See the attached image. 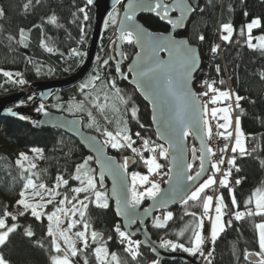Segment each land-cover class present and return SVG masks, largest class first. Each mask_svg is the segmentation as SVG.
Listing matches in <instances>:
<instances>
[{"label":"trees","instance_id":"16d2710c","mask_svg":"<svg viewBox=\"0 0 264 264\" xmlns=\"http://www.w3.org/2000/svg\"><path fill=\"white\" fill-rule=\"evenodd\" d=\"M188 1L196 8V11L191 14L184 31L177 37L186 38L191 45L198 48L201 67L208 70L210 82H214L217 89L224 91L230 87L235 95L242 97L240 107L236 108V117L240 118L241 129L246 136L244 144L248 152L245 156H241L239 151L232 154V157H235L234 168L235 170L239 168V171L235 176L231 174L230 177L234 182L237 179L241 180L239 185L235 184L232 187L239 207L232 208L228 188L224 187L222 196L227 205L223 218L226 222L225 229L216 242L209 246V251H212L209 259L212 264H248L244 259V253L245 251H258L257 233L254 226L256 223L264 222V218L246 216L236 221L233 214L235 211H246L245 200L256 188H264V79H261V73H264V51L250 49L247 46L245 28V25L252 19H259L261 27L253 29L252 36L255 38L264 35V0ZM26 2L27 0H0V9L5 13L3 18H0V85H3L9 95L15 94L16 86L5 84L9 78L3 76L4 71L12 73L13 76L16 73L23 74L29 83L62 80L76 73L82 65H80L81 58L87 53L93 26L94 11L88 6L86 0H39V3L33 0L32 6L25 11L23 5ZM82 7L85 8L89 17L87 21L83 20L84 13L79 12ZM53 14L57 17V25L47 22L48 17ZM139 21L153 32H167L168 30V27L162 25L154 16H141ZM226 23L233 26V36L227 42L222 39L219 42L216 36L218 26ZM81 26L84 28L83 36ZM20 29L25 30V44L19 43ZM242 29L243 35H241ZM201 35L204 36L203 41L199 40ZM116 38L115 27L103 32L100 42L105 47L104 60L108 59L109 64L103 67L104 74L101 80L96 82V88L84 92L82 96L85 94L89 97L95 96L108 89L104 87L108 81L114 80L116 86L126 96L129 106L137 108V119H133L129 111L123 109L119 120L122 126L124 122H127L128 134L135 141L133 147L142 145L143 139L159 143L151 126L148 107L132 88L115 77L109 48ZM42 40L53 48L52 52L41 46ZM218 42L221 45L223 56L221 59L218 57L210 62L209 54ZM74 49L83 55H73ZM115 50L114 47L113 56L116 58ZM121 52L127 57L122 60L121 64L122 71H125L127 63L135 52L132 45L124 43ZM217 66L220 69L219 73H217ZM41 68L43 71L48 70V77L38 76L37 72ZM221 80L223 84L220 83ZM72 94L71 90L62 91L64 104L48 110L52 113L80 118L85 132L102 139L100 131L105 128L103 119L92 114L95 124L89 127L86 106L85 110L78 114L68 113L66 100ZM3 95L0 94V98ZM227 102H222V106L227 105ZM108 123L106 129L112 126L110 121ZM141 124L144 127H141ZM97 126L100 128L99 132L96 130ZM137 133L140 135L137 136ZM0 138L7 145L0 147V216L3 215L5 206L9 213L16 206L19 192L23 190L26 182L24 172L16 161L21 153H29L32 149H40L42 152V160L34 170L39 176L38 183H45L51 187L56 183L57 176H63L69 180V185L67 188H61V193H66L71 197L70 188L76 183L71 180V175L76 165L89 156L76 141L57 130L40 128L27 120L19 121L5 117L0 118ZM186 139L189 148L195 147L190 136ZM108 151L119 163H123L127 157L134 156V152L129 149H122L117 153ZM142 152L145 159L150 156V152ZM158 162L163 165L162 170L166 171L167 160ZM90 166L95 169L93 160L90 161ZM198 170L199 164L196 162L190 174L195 175ZM145 171L143 161L136 155L135 164L129 173L137 172L143 175ZM94 172L96 174V170ZM100 190L107 193L106 189ZM205 194H211V187L206 189ZM108 205L107 209H102L89 204L87 209L86 219L92 230L100 233L101 242H107L109 251L117 253L121 264H158V260L142 247L139 248L140 254L135 260L124 251V245L116 240L118 235L115 228L119 226L121 229V225L109 199ZM164 213L166 212L156 215L154 220ZM171 213L172 219L164 228H155L154 220L145 226L151 239L160 244L163 240H169L190 247L193 237L192 229L202 213V205L200 202L180 204ZM186 213H195V217L186 215ZM17 222L20 228L16 233L11 234L5 246L0 247V255H3L10 264H49L50 244L49 238L45 235L47 222L45 220L36 221L30 214L19 217ZM29 227L35 234L32 239L23 235L24 229ZM109 237H111L110 240ZM36 241H40L44 247H39ZM91 252L92 248L87 249L84 257H87L89 264H96ZM174 252L182 251L177 249ZM84 257L75 258L76 264H83ZM162 264L183 263L165 261Z\"/></svg>","mask_w":264,"mask_h":264},{"label":"snow or ice","instance_id":"6c2138e0","mask_svg":"<svg viewBox=\"0 0 264 264\" xmlns=\"http://www.w3.org/2000/svg\"><path fill=\"white\" fill-rule=\"evenodd\" d=\"M39 3V0H36ZM88 5L93 3V0H86ZM122 0H114L113 9L108 14V19L105 24H117L118 12L116 5L121 4ZM33 4V0H27L23 5V9L27 11ZM196 11L187 0H128L124 7V15L119 19V27L117 29V41L127 43L129 45H137L140 51L136 53L135 59L130 65V71L133 73V81L138 90L142 91L146 98L149 99L153 108V121L158 125V140H163L164 143L150 142L148 139H143L142 148L144 151L150 152L148 158H144L143 152L140 149L133 148L135 143L132 137L128 134L127 122L123 123L122 127H118L115 132L104 129L102 132L103 145L110 146L113 149L131 148L132 151L140 157L147 168L148 175H141L137 172L131 173L130 184L126 177L128 176L127 167L129 161L125 158L122 164H116L111 158L103 157V148L100 147L94 138L89 139V144L93 151L97 153V163L100 165L99 181L97 182L95 172L90 167V161L93 160L92 156H87L83 162L77 164L74 173L71 175V180L77 181L79 186L71 187V197L66 193L58 191L60 188H67L69 180L63 176L56 177V183L51 187L45 183H36L32 179L37 173L33 170L37 165L29 160V157L21 153L17 159V165L24 173L28 175L24 177L26 182L23 185V190L19 192V199L16 201V206L21 210L16 214L9 213L7 206L0 216V247L5 246L9 242L11 234L16 233L20 228L18 221L19 217L30 214L36 221H42V218L47 220V228L45 235L49 238V264H76L74 258L83 256L85 251L92 248L91 254L95 258L96 264H121V260L117 253L110 252L107 247V242H101L102 237L100 233L95 230H90L91 225L86 219L87 209L89 204H95L96 207L107 209L108 194L101 191L104 187L105 175L113 179L112 197L116 198L117 215L125 216L129 222H134L136 217V209L145 199H151L155 202L154 207H164L169 200H175L179 197V202L187 205L189 202L194 204L200 202L202 205V215L197 218L195 227L192 229L193 237L191 239V246L185 247L183 244L173 243L169 240H163L161 247L171 248L173 251L181 249L189 255L200 254L204 256L207 264H212L209 257L212 256V251L204 255L203 245L205 238L202 235L204 218L210 220V235L209 240L215 243L219 235L225 229L224 216L226 214L227 205L225 204L224 197L218 195L215 198L211 195H206V189L212 187L215 183V174L220 172V165L225 163L223 156L218 160H214L215 152L206 142L210 140L213 135L212 120H222L223 123H216V129H224V132L217 131V136H222L225 140H230L234 135V144L231 145V151L236 153L239 151L241 156L248 155L244 144V133L241 129V121L237 116L233 121L231 111L233 105L229 103L225 107H216L218 102L230 101L235 95L230 91H221L214 86L213 83L204 81L202 87L206 91L195 93L192 91L191 83L193 72L197 69L199 64V57L196 49L191 47L186 41H177L171 34H155L145 28L142 24L137 22L136 15L138 12H148L155 14L161 21L171 25L172 29L181 28L184 26L186 18ZM202 11V9H201ZM79 12L84 13L83 20L89 19L85 8H80ZM179 13L178 16L173 17L171 13ZM5 15L4 11L0 9V18ZM247 15V13H245ZM47 22L57 25V17L53 14L48 17ZM261 27L259 19H252L251 22L245 25L247 29V46L250 49H259L264 51V35L259 37L252 36V30ZM221 39L229 41L233 35V26L230 23L221 25L220 28ZM81 33L83 36L84 28L81 26ZM244 34L243 29L241 35ZM25 30H19V43L25 44ZM253 39L257 42L253 43ZM199 40L203 41L204 36H199ZM115 43V42H114ZM26 46V45H25ZM41 46L47 51L52 52L53 48L49 47L43 40ZM218 46H213L211 51L217 52ZM167 52L169 59L164 61L160 59V52ZM73 55H83L77 50H73ZM116 55L121 57L117 61L116 72L123 75L119 67L120 62L126 59L122 52L119 50V44H116ZM109 60H103L101 67L108 65ZM220 69L217 66V73ZM4 77L12 80L13 83L23 85V79L13 80V74L7 71L3 73ZM20 76V73H16ZM125 78H127L125 76ZM261 79H264V73H261ZM99 74L91 78L87 83L81 85V91L89 87L95 89L97 81H100ZM223 84V80L220 81ZM105 88L113 89L115 98L120 103H127L124 97L120 94L121 90L116 86L114 80L108 81ZM211 94V95H210ZM198 97H208L207 101H202ZM101 97L99 94L89 97L85 94V101L93 108L101 113L109 107L108 101L111 99L107 93L103 95L104 103H100ZM242 97L235 95V108L240 107V100ZM209 104L213 105L209 108ZM59 107V106H58ZM76 110L84 111L85 104L83 102L74 105ZM114 112H118V107L115 103L111 105ZM38 112H44V105L41 104L37 109ZM11 115H18L8 110ZM72 111V107L69 108ZM46 114V113H45ZM89 127L95 124V119L91 112H88ZM131 117L137 119V108L132 107ZM107 119V117H105ZM19 119L24 120L26 117L19 116ZM141 127L144 125L141 124ZM233 128V131H228ZM96 130L99 132L100 128L97 126ZM137 136L140 134L137 133ZM189 135H194L200 139L199 156L197 157V149L192 148L193 160L199 159V170L195 175L189 174L193 169V163H185L183 161L184 139ZM165 144L167 147H165ZM228 145L221 152L226 151ZM34 153L39 154L40 149H32ZM103 157V160L100 159ZM159 160H167L169 163L166 175L168 180L164 181L170 185L169 192L166 196H161L160 184L149 179L152 175H160V170L163 165ZM27 163V167H25ZM227 164L231 167L235 166V157L227 160ZM206 166H210L211 175L202 183H198L201 177L206 173ZM224 171L222 178L219 180L221 187L228 188L231 196L232 208H238V201L233 194V188L229 187V177L231 170ZM239 171V168L236 169ZM241 183L240 179L235 181L236 185ZM146 185H150L145 187ZM138 188L143 190H138ZM81 194L83 197L81 198ZM57 197H62L57 199ZM159 198V199H158ZM214 216L211 214L213 200ZM246 211H235L234 219L240 221L247 217L259 216L264 218V188H256L249 198L245 200ZM49 205H54V210L46 212L45 209ZM144 213L148 214L149 209H144ZM195 217V213H186ZM78 217V219H73ZM12 221L8 223V219ZM172 219V213L166 212L161 217H156L153 226L155 228H164L167 222ZM230 224V222H227ZM66 224V226H64ZM77 225L82 226V230L73 231ZM255 229L257 233L258 251L244 253V259L248 264H264V222L256 223ZM115 231L119 237L120 243L124 245V251L128 253L133 260L139 256V248L141 242L133 240L131 234L121 231L117 226ZM90 234V236H89ZM183 234V231L180 233ZM23 235L32 239L34 232L32 229L25 228ZM95 244V247H92ZM109 240L111 237L108 238ZM36 244L43 248L44 245L40 241ZM51 253H55L52 255ZM0 264H10L3 255H0ZM83 264H89L87 257H84Z\"/></svg>","mask_w":264,"mask_h":264},{"label":"water","instance_id":"95a60500","mask_svg":"<svg viewBox=\"0 0 264 264\" xmlns=\"http://www.w3.org/2000/svg\"><path fill=\"white\" fill-rule=\"evenodd\" d=\"M128 0H122L123 7H122V13L120 15V18L123 17L124 15V7L127 4ZM189 3V1L187 0ZM113 3L114 0H93V3L88 5L90 8L93 9L94 14H93V26L91 30V35H90V40H89V45L86 53V57L79 68V70L74 73L73 75L62 79V80H55V81H46V82H37L33 83L31 85V89L34 93L38 94V100L28 108H12L11 106L18 103L20 100L24 98L23 94H14V95H9L5 97L0 98V118L5 117V118H11L19 121H24L19 119V116H24V117H29V122L35 123L38 127L40 128H49V129H54L57 130L64 135L68 136L69 138L73 139L76 141L84 150L85 152L93 157V163L94 167L96 170V178L99 181V173H100V165L97 163V153L93 151L92 147L89 144V139L94 138V140L97 142V144L103 148V157H108L111 158L116 164H120L118 160L110 155L108 148L109 146L105 147L103 145V141L98 139L96 136L87 133L83 130V122L80 118L77 117H68L63 114H58V113H46L42 115L35 114L33 110L39 105L40 101H45L47 100L54 92L56 91H63L68 89L69 87L76 86L78 85L81 81H83L86 76L91 72L93 69L95 57L97 55V50H98V45L102 33V28L104 25V21L110 11L113 9ZM117 6V5H116ZM115 6V7H116ZM192 14V13H191ZM191 14L186 18L184 22V26L181 28L177 29H172L171 25L167 24L164 21H161L158 17L155 16V14L148 13V12H138L136 15L137 22L142 24L139 21V17L141 16H154L159 19L162 25L168 27L167 32H153L157 35L159 34H164L168 35L171 34L174 39L177 41L183 40L186 41L191 47L196 49L197 55L199 57V64L197 69L193 72V78H192V83H191V88L193 90V81L195 75L198 73L200 66H201V59L199 55L198 48L195 45H191L186 38L183 37H177L178 34L182 33L185 29V26L191 16ZM173 17L178 16L179 13H171ZM119 18V19H120ZM143 25V24H142ZM144 26V25H143ZM119 27V21L116 27V35L117 29ZM145 27V26H144ZM146 28V27H145ZM149 30V29H148ZM150 31V30H149ZM119 44V50L121 52V48L123 46L122 42L117 41L112 42L110 45V53H111V61L114 65L115 69V77L121 81L126 83L130 88H132L135 93L138 95V97L143 101V103L148 107L149 112H150V121H151V126L154 131V135L156 140L159 143H164L163 140H158L157 135H158V125L153 121V108L152 104L150 103L149 99L146 98V95L137 89L135 82L133 81V73L130 71V65L132 64V61L136 57V53L140 51L139 46L133 44L132 47L134 49V55L130 59V61L127 63L125 71H122L121 64L122 61L119 64V67L121 69V72L123 75L120 73L116 72V67H117V61L121 60V57L116 55V58L113 56V48L116 44ZM116 51V50H115ZM116 53V52H115ZM160 59L167 61L169 59L168 53L165 52H160L159 53ZM125 76L127 78H125ZM11 109L12 112L17 113L18 115L14 116L11 115L10 112L8 111ZM190 138L194 141L196 149H197V157L199 156V149L201 146L200 139H198L194 135H189ZM207 142V141H206ZM184 153H183V161L185 163H193L195 164L196 162L200 166V161L199 159L193 160V154H192V149H189L188 147V142L187 139H184ZM165 147L167 145L165 144ZM103 157H100L101 160H103ZM129 164L127 167V173L132 169V167L135 164V159L132 157H127ZM168 162V161H167ZM169 163L167 165V171H168ZM207 171L206 173L201 177L200 181L198 183H202L203 180L207 179V176L209 175L210 172V166H206ZM190 174V173H189ZM126 179L129 182V177L127 176ZM168 180V176H167ZM130 184V183H129ZM112 188H113V179L105 175L104 178V187L103 190H107V194L109 197V200L112 204L113 211L117 217V220L120 222L121 229L122 231L128 232L131 234L132 239L139 240L141 242L140 247L143 249H146L150 252V254L158 260V264H162L165 261L169 262H174L178 261L183 264H200L199 258L195 257L194 255H189L188 253H182V252H172L171 248H163L161 247L160 243H157L153 241L146 229V225L153 222L154 217L160 213L163 212H169L174 210L176 207H178L181 203L179 202V197H177L175 200H169V202L166 204L164 207H154L155 202L151 199L145 198L141 204L138 206L136 209V217L134 218V222H129V220L123 216V215H117V204H116V198L112 197ZM170 185L168 183H165L163 188L161 189V196H166L167 193L169 192ZM159 199V198H158ZM149 209V213L145 214L144 209ZM92 244V242H91ZM96 246L95 244H92V247ZM248 263V262H247Z\"/></svg>","mask_w":264,"mask_h":264},{"label":"rangeland","instance_id":"374dc122","mask_svg":"<svg viewBox=\"0 0 264 264\" xmlns=\"http://www.w3.org/2000/svg\"><path fill=\"white\" fill-rule=\"evenodd\" d=\"M122 7H123V3H121V4H118L117 6H116V9H117V12H118V16H117V21H119V18H120V15H121V13H122ZM112 11V10H111ZM110 11V12H111ZM108 19V16L106 17V19H105V21ZM105 21H104V25H103V28H102V33H101V37H102V34H103V32L104 31H107L108 29H110L111 27H115V32H116V27H117V24H118V22H117V24L116 25H112V24H105ZM220 28H221V25H219L218 26V29H217V33H218V36H219V38H220V40H221V35L222 34H224V33H221V31H220ZM246 31H247V29H246ZM216 33V34H217ZM91 35V34H90ZM217 36V35H216ZM233 36V35H232ZM101 37H100V41H101ZM99 41V45H98V50H97V55H96V57H95V61H94V65H93V69L91 70V72L86 76V78L83 80V81H81L78 85H76V86H72V87H69L68 89H66V90H71V91H73V94L72 95H70L69 96V98L66 100V104H67V106H68V113L69 114H78V113H80L81 111H79V110H76L75 109V107H74V105L76 104V103H80V102H83V103H85V106L87 107V112H91L93 115H96V117H98V118H101V119H103L104 120V129H106V125H108L109 123V121L112 123V126L110 127V126H108V128H107V130H109V131H112V132H115L116 130H117V128L118 127H122V125L119 123V120H120V118H121V112H122V110L123 109H126L127 111H129V114L131 115V109H132V107L131 106H129V104L128 103H120L116 98H115V92H114V90L113 89H110V88H108V89H106V90H103V92H100L99 93V95H100V97H101V99H100V101H98V102H100V103H104V101H103V95H104V93H107L108 95H109V97L111 98L109 101H108V104H109V107L105 110V112H103V113H101L100 111H98L97 109H95V108H93L89 103H87L86 101H85V96H82L83 95V93L84 92H86V91H89L90 89H92L91 87H89V88H87V89H84L83 91H81V85H83V84H85V83H87L89 80H91V78L92 77H94L95 75H97V74H99L100 75V77H102L103 76V67H101V65H102V63H103V60H104V50H105V47L103 46V45H101V42ZM113 42H116V41H113ZM257 41L256 40H253V43H256ZM124 44H127V43H124ZM115 47V46H114ZM217 54L218 55H220V59L222 58V56H223V53L221 52V54H220V51L218 50L217 51ZM85 57H86V54L81 58V61H80V65L83 63V61H84V59H85ZM201 66H200V69H199V71L201 70ZM38 73V76H40V77H48L47 76V74H48V70L47 69H45L44 71L42 70V68L41 69H39V71L37 72ZM12 79L13 80H19V79H23L26 83L28 82L27 80H26V78L24 77V75L23 74H20V76H16V75H14L13 77H12ZM195 79H196V76L194 77V81H195ZM43 82H46V81H43ZM26 83H24L23 85H21V84H19V83H13L12 82V80H8L5 84L6 85H10V84H13V85H15L16 87H15V90H16V92H15V94H23L24 95V98L22 99V100H20L18 103H16V104H14V105H12L11 107L12 108H28V107H31L37 100H38V95H37V93H34L33 91H32V89H31V85L33 84V83H30L31 85L29 86V88H28V86L26 85ZM96 83V82H95ZM120 89V88H119ZM121 90V89H120ZM63 92H64V90H63ZM61 93H62V91H56V92H54L47 100H45V101H40L39 102V105L33 110V112L35 113V114H39V115H42V114H45V113H52V112H50L48 109H51V108H55V107H60V106H62L63 104H64V100H62L63 99V96L61 95ZM0 94H4L3 96H1V97H5V96H9V94H8V91H6V89H4L3 88V85H0ZM123 97H124V100L127 102V99H126V96L124 95V94H122V92L120 93ZM91 97V96H90ZM113 103H115L116 104V106L118 107V112H114L113 110H112V108H111V105L113 104ZM41 104H43L44 105V112H38L36 109L41 105ZM218 104H219V107H225V106H227V105H225V106H222V102H218ZM70 107H72V111H69V108ZM130 107V108H129ZM236 109V108H235ZM105 117H107V119L105 118ZM26 120H29V117H26ZM103 129V130H104ZM103 130L102 131H100V134L102 135V132H103ZM245 138H246V136H245ZM104 139H105V137H103V135H102V139H100L101 141H104ZM246 141V140H245ZM5 146H7L4 142H3V140L0 138V147H5ZM132 147H133V145H132ZM133 148H137V149H140L141 151H144L143 150V148H142V145H139V146H137V147H133ZM195 148H196V146H195ZM122 149H129L130 151H132V149L131 148H127V147H125V148H121V149H119V150H117V149H113V148H111L110 146H109V150L112 152H115V153H117L118 151H120V150H122ZM189 149H191V148H189ZM24 154H26L28 157H29V160L30 161H32V162H34L37 166L40 164V162H41V160H42V152H40L39 154H37V153H34L32 150L31 151H29V153H24ZM150 155H152L151 153H149ZM149 157V156H148ZM147 157V158H148ZM18 158H19V156H18ZM162 161H164V160H162ZM17 164V163H16ZM120 164H122V163H120ZM25 167H27V163H25ZM91 167V166H90ZM146 167V166H145ZM92 168V167H91ZM93 169V168H92ZM22 170V169H21ZM35 170V169H34ZM33 170V171H34ZM93 170H95V169H93ZM162 170V169H161ZM162 171H164V170H162ZM166 172V171H165ZM209 174L211 175L212 173H211V171L209 172ZM24 175L25 176H27L28 174L27 173H24ZM142 175V174H141ZM143 175H148V172H147V168H146V171H145V174H143ZM38 176V175H37ZM95 176H96V174H95ZM39 177V176H38ZM128 177H129V183H130V177H131V172L130 173H128ZM32 179L34 180V182H36V183H38V180L39 179H37L36 178V176H33L32 177ZM149 179L150 180H152V176H150L149 177ZM167 180V179H166ZM76 183H75V185L73 186V187H77V186H79V183L77 182V181H75ZM165 184V183H164ZM148 186H150V185H146L145 187H148ZM164 186V185H163ZM163 186H161V189L163 188ZM138 190H143V189H138ZM58 191H60L61 192V188L60 189H58ZM83 197V194H81V198ZM60 198H62V197H57V199H60ZM93 206H95V204H92ZM21 209L18 207V206H15V208L13 209V211H11L10 213H12V214H16V213H18V211H20ZM54 210V205H49L46 209H45V211L46 212H51V211H53ZM169 212H171V211H169ZM162 216L163 215H161L160 217L162 218ZM214 216V215H213ZM73 219H78V217H73ZM42 220H45L46 222H47V220H46V218H42ZM209 222V227H210V221H208ZM8 223L9 224H11L12 223V221L10 220V218L8 219ZM64 226H66V224L64 225ZM76 230H82V226L81 225H77V228H75V229H73V231H76ZM90 230H92V228L90 229ZM203 231H204V233L206 232V234L207 235H210V228H209V231H205L204 229H202V233H203ZM89 236H90V234H89ZM116 240H118V241H120L119 240V237L117 236L116 237ZM89 242H91V240L89 239ZM211 245H212V243H211ZM205 246V243H204V245H203V251H204V247ZM209 248L210 247H208V250L206 251V253L204 252V255L206 256L207 255V253L209 252ZM181 250V249H180ZM87 251V250H86ZM86 251H85V253H86ZM171 251L172 252H174L172 249H171ZM182 251V250H181ZM182 252H184V251H182ZM85 253L83 254V256H80L81 258H83L84 256H85ZM93 256V255H92ZM195 257H198L199 258V261H200V264H206V260H205V258H204V256H201L199 253L198 254H196V255H194ZM93 258H94V256H93ZM75 259V258H74ZM95 259V258H94ZM154 264V263H153Z\"/></svg>","mask_w":264,"mask_h":264},{"label":"built area","instance_id":"2783aa9c","mask_svg":"<svg viewBox=\"0 0 264 264\" xmlns=\"http://www.w3.org/2000/svg\"><path fill=\"white\" fill-rule=\"evenodd\" d=\"M217 39L220 42V38L218 36V33H217ZM219 42L215 46H218L217 51L219 50L220 54H221L222 49H221V45H220ZM218 57L220 58V55H218L217 52L213 53L211 51L210 54H209V61L213 62ZM207 72H208V70L206 71V69L201 68V70L198 71V73L196 74V79H195V81L193 83V89H194L195 93H200V92L206 91V89L204 87H202L204 81H208L209 83H211L210 82V78H209V74ZM26 85L29 88V86L31 84L29 82H27ZM227 88L228 89H225L224 91H230L231 93H233L230 87H227ZM198 98H200L202 101H207L208 100V97H198ZM229 103H231L233 105V109L231 111V117L233 118V121H234L235 118H236V109H235V106H234L235 105V95L232 97V99L230 101L227 102V105ZM212 106L213 105L209 104V108H211ZM215 106L219 107V104H217ZM218 122L219 123H223V121L219 120V119L211 121L212 129H213V135H212L210 140H207L208 145L213 149V151L216 154L213 159L214 160H218V159H220L221 156H223L224 159H225V163L220 165L221 171L215 174L216 183L212 186V194H211V196H213L214 198L216 196H218V195H222V193H221V188L222 187L219 185V180L222 178L223 172L230 169V166L227 164V160L232 158V153L233 152L231 151V145L234 144V142H235L234 141V135H233V138H231L230 140H225L222 136H217L216 135L217 131L224 132V129H216L215 125ZM228 131H233V128H229ZM245 140H246V138L244 136V143H245ZM226 145H228L227 150L224 151V152H221V149H224ZM230 170H231V174H233L234 176L238 172L237 170H235L234 166L231 167ZM160 173H161L160 175H152V180L151 181L159 183L160 187H161V186L164 185V183H165L164 181H166L167 175L163 171H160ZM234 185H235L234 180H232V177H229V187L230 186L233 187ZM214 204H215V199L213 200V206H212V210H211V214L212 215L215 214L214 213ZM208 221H210L208 218H204L203 229L205 231H209V228H210L208 226L209 225ZM202 235L205 238L204 252L206 253V251L208 250V247L210 246L211 242L209 240V235H207L206 232L204 233V231H203Z\"/></svg>","mask_w":264,"mask_h":264}]
</instances>
